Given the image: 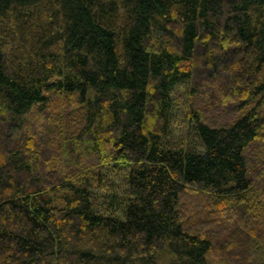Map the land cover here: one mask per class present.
Instances as JSON below:
<instances>
[{
  "label": "trees",
  "instance_id": "obj_1",
  "mask_svg": "<svg viewBox=\"0 0 264 264\" xmlns=\"http://www.w3.org/2000/svg\"><path fill=\"white\" fill-rule=\"evenodd\" d=\"M0 264H264V0H0Z\"/></svg>",
  "mask_w": 264,
  "mask_h": 264
},
{
  "label": "rangeland",
  "instance_id": "obj_2",
  "mask_svg": "<svg viewBox=\"0 0 264 264\" xmlns=\"http://www.w3.org/2000/svg\"><path fill=\"white\" fill-rule=\"evenodd\" d=\"M174 109L172 112L170 131L167 141L178 149L187 148L198 152L203 151V143L194 126L189 128L187 123V84H180L172 91ZM126 166L111 167L105 174V189L99 190L100 197L97 199L99 209L103 212L109 211L117 217L123 218L125 211L124 194L127 188ZM101 206V207H100Z\"/></svg>",
  "mask_w": 264,
  "mask_h": 264
}]
</instances>
